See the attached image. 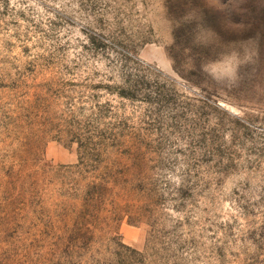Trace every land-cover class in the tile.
Listing matches in <instances>:
<instances>
[{"label": "rangeland", "instance_id": "rangeland-1", "mask_svg": "<svg viewBox=\"0 0 264 264\" xmlns=\"http://www.w3.org/2000/svg\"><path fill=\"white\" fill-rule=\"evenodd\" d=\"M0 264H264V0H0Z\"/></svg>", "mask_w": 264, "mask_h": 264}]
</instances>
